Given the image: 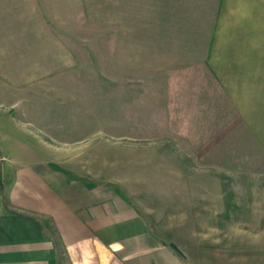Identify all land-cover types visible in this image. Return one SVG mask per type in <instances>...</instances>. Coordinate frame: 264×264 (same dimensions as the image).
Here are the masks:
<instances>
[{"label":"rangeland","instance_id":"obj_1","mask_svg":"<svg viewBox=\"0 0 264 264\" xmlns=\"http://www.w3.org/2000/svg\"><path fill=\"white\" fill-rule=\"evenodd\" d=\"M129 35L119 36L115 0H0V120L23 127V157L60 159L55 171L132 204L149 227L136 249L175 244L185 264H213L212 202L250 182L238 184L227 161L196 156L191 142L202 133L183 131L180 111L166 110L158 83L166 69L141 60ZM201 113L185 122L212 123L214 114ZM230 219L222 222L227 244L236 241L227 229L238 218ZM57 244L59 264H123L94 240L70 255Z\"/></svg>","mask_w":264,"mask_h":264},{"label":"crops","instance_id":"obj_2","mask_svg":"<svg viewBox=\"0 0 264 264\" xmlns=\"http://www.w3.org/2000/svg\"><path fill=\"white\" fill-rule=\"evenodd\" d=\"M115 9L119 36L131 32L141 60L166 69L158 80L166 110L180 111L183 131L202 133L191 142L196 156L227 161L238 184L241 176L250 182L212 202L213 264H264V0H115ZM205 109L212 123L185 122ZM2 121L0 264H59L57 241L70 255L88 240L123 255V264L188 262L170 245L136 249L149 228L132 204L79 185L73 171H55L60 159L23 157L26 132ZM234 191H244V199ZM232 216L238 220L227 230L236 241L227 244L222 222Z\"/></svg>","mask_w":264,"mask_h":264},{"label":"water","instance_id":"obj_3","mask_svg":"<svg viewBox=\"0 0 264 264\" xmlns=\"http://www.w3.org/2000/svg\"><path fill=\"white\" fill-rule=\"evenodd\" d=\"M170 248L173 251H175L178 255H180L181 257H184L182 252L179 250V248L175 244H170Z\"/></svg>","mask_w":264,"mask_h":264},{"label":"trees","instance_id":"obj_4","mask_svg":"<svg viewBox=\"0 0 264 264\" xmlns=\"http://www.w3.org/2000/svg\"><path fill=\"white\" fill-rule=\"evenodd\" d=\"M140 217H141V215H140ZM141 218H142V217H141ZM146 226L148 227V224H147V223H146ZM148 228H149V227H148ZM169 245H170V244H169ZM169 245H168V246H169ZM182 258H184V257H182Z\"/></svg>","mask_w":264,"mask_h":264}]
</instances>
